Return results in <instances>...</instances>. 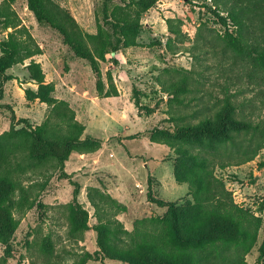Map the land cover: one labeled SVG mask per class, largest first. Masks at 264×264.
<instances>
[{"label":"trees","instance_id":"obj_1","mask_svg":"<svg viewBox=\"0 0 264 264\" xmlns=\"http://www.w3.org/2000/svg\"><path fill=\"white\" fill-rule=\"evenodd\" d=\"M213 2L214 14L224 25L220 34L223 56L230 53L233 63L236 59L240 61L242 72L264 81V0ZM154 3L155 0H100L96 31L88 33L56 0H26L36 20L54 29L74 56L90 64L97 92L102 97L117 96L118 91L109 71H106V83L103 81L101 63L117 62L114 56L118 51L136 44L142 16ZM167 24L170 33L181 32L174 21L168 20ZM19 25L10 1H3L0 31L9 27L12 30L0 38V100L4 84L13 78L8 70L29 59L28 77L37 89H25V96L38 98L47 105V111L39 124H32L24 117H17L10 104L0 103V109L10 112L9 127L0 133L1 243L9 242L17 228L10 199L17 190H25V181L49 169L66 175L64 164L72 152H95L102 143V139L84 134L85 125L77 120L66 100L52 95L53 83L45 81L40 63L32 58L40 53V48L28 30ZM164 72L169 75L154 78L166 95L169 115L143 134L149 141L165 144L172 150L174 179L187 184L189 198L179 203L149 195L148 202L165 207V212L136 219L133 228L127 230L115 217L126 210V205L106 192L90 188L87 197L94 207L96 223L89 225L88 210L77 200L78 185L72 181L75 187L67 206L68 233L74 236L94 230L96 249L82 252L71 264L105 258L129 264H247L245 256L256 245L260 229L263 240L256 264H264L263 220L234 202L216 173L217 168L253 158L255 151L250 150L264 141V120L256 121L244 112L243 102L236 101L239 91H230L229 85L235 86L236 82L228 75L221 86L222 101L217 105V100L211 110L204 101L193 103L199 97H187L195 89L190 73L178 69ZM142 95L141 91L132 89L134 105L149 114L153 107L141 103ZM191 105L194 108L183 109ZM195 117L197 120L192 121ZM245 134L248 137L243 144L241 135ZM230 149L239 153L232 154ZM259 166H264V160ZM43 251L52 253L51 244H45ZM49 264L64 263L56 260Z\"/></svg>","mask_w":264,"mask_h":264},{"label":"rangeland","instance_id":"obj_2","mask_svg":"<svg viewBox=\"0 0 264 264\" xmlns=\"http://www.w3.org/2000/svg\"><path fill=\"white\" fill-rule=\"evenodd\" d=\"M3 1L0 0V4ZM9 1L19 26L28 30L40 48V53L32 58L40 63L45 81L53 83L52 95L66 100L77 120L85 125L84 134L102 139V143L95 152H72L64 164L66 175L49 169L25 181V190H17L12 195L11 211L17 228L9 242H0L2 264H49L56 260L71 264L82 252L96 249L94 230L74 236L68 233L67 206L73 199L75 187L72 181L78 185L77 200L88 210L89 225L96 223L94 207L87 197L90 188L106 192L126 205V210L116 213L115 217L127 230L133 228L136 219L165 212V207L148 202L149 195L179 203L189 198L187 184L174 179L172 150L165 144L149 141L143 134L169 115L166 95L154 78L169 75L165 69L190 73L195 89L187 97H199L193 103L204 101L211 110L217 100V105L222 101L221 86L227 75L230 76L236 82L235 86L229 85L230 91H239L237 103L243 102L244 112L254 120H264V81L242 72L240 61L236 59L233 63L230 53L223 56L220 34L224 25L214 14L213 0H155L142 16L136 44L118 51L114 56L117 62L101 63L103 81L106 83V71H109L118 91L117 96L109 97L98 94L90 64L74 56L54 29L39 23L27 8L26 0ZM56 1L85 32L96 31L100 0ZM168 20L179 26L178 35L170 33ZM11 30V27L7 29ZM7 31H0V38ZM28 61L8 70L13 78L4 84L0 103L10 104L17 117L39 124L46 115L47 105L38 98L25 96V89H37L28 77ZM133 88L143 93L141 103L153 107L152 112L147 114L145 109L139 110L134 105ZM192 108L191 105L183 109ZM196 120V117L192 119ZM9 123L10 112L0 109V133L8 129ZM246 137L248 134L241 135L243 144ZM230 151L239 153L235 149ZM253 151L252 159L217 168L216 173L234 202L249 208L264 222V166H259L264 160V141L250 150ZM262 240L260 229L256 245L245 256L247 264H256ZM45 244H51L52 253L43 251ZM87 264L129 263L105 258L90 260Z\"/></svg>","mask_w":264,"mask_h":264}]
</instances>
